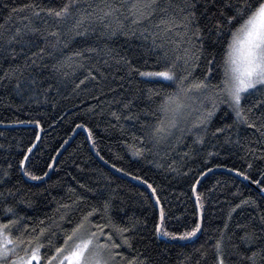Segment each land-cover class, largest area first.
<instances>
[{
	"label": "trees",
	"instance_id": "trees-1",
	"mask_svg": "<svg viewBox=\"0 0 264 264\" xmlns=\"http://www.w3.org/2000/svg\"><path fill=\"white\" fill-rule=\"evenodd\" d=\"M28 2L29 0H0V24L9 28L18 26L19 16L10 24L7 23L9 9L21 7ZM90 2L96 3L98 0ZM58 3L59 0H41L42 7H55ZM163 3L164 0H161V5ZM157 19L159 12L153 18V23ZM242 22H235L232 29ZM173 39L175 37L172 34L166 37V41ZM229 39L226 32L218 42L213 37L211 45L206 44V54L211 52L216 58L214 83L223 78L222 64ZM111 46L117 48L121 55L126 53L130 56L140 71L163 70V65L156 62L157 57L162 55V50L149 51L150 42H143L139 37L129 39L118 36L111 42ZM172 47L173 44L166 43V50ZM79 49L80 43L70 45L64 55H71ZM91 64H97L96 57H93ZM117 67L113 63L110 69L104 68L107 78L99 83L86 81L79 87L77 85L84 78L83 70L75 73L69 70L70 74L60 83L59 91L51 92L46 101L41 96L39 104L29 100L27 95L23 98L16 96L11 85L0 86V168L7 169L8 164L12 165L11 176L5 178L7 182L0 186V192L7 193L11 189L16 193L12 197L0 198V223L22 217L21 223L12 228L13 238H37L39 229L45 227L56 232V235L49 237L56 244L61 230H69L83 213L91 207H100L102 199L112 196V223L123 225L130 218L140 221L132 247L122 245L118 249L123 257L131 260L132 257L143 254L149 257L150 264H216L213 245L219 236L218 230L227 222L230 209L248 197L260 200V188L254 181L261 179L258 173L264 172V160L253 159L248 154L250 143L253 148L257 146L255 142L259 139L258 135L241 126L238 129L241 141L239 145L226 143L225 136L211 135H207L201 145L194 143L195 131L188 132L190 125L184 123L181 129H174L170 136L161 140L151 154L135 156L128 147L133 143L129 132L135 131L140 135L141 124L151 125L166 119L159 106L168 95L176 92L177 85L174 81L135 74L129 81L126 71L122 68L117 71ZM203 67L202 61L201 69ZM202 75V70L195 72L197 77ZM120 76H124V79L121 80ZM132 97L136 99L131 111L140 117L135 129L123 119L128 115L123 104ZM112 112L121 116L119 123L111 115ZM195 115H192L193 119L188 123L196 119ZM233 118V114L222 107L209 131L231 124ZM36 120L40 121L39 125L29 123ZM78 124L87 125L85 129L87 132L91 130V140L85 131L76 132L84 128H78ZM121 124L124 126L123 132ZM235 131L237 130H233V140L236 138ZM37 136L38 143L29 154L31 166L28 170L34 175L42 176L44 172L49 174L47 165L54 164L50 174L43 180L30 179L18 166L26 149L36 143ZM72 137V141L63 149ZM209 152L216 155L209 157ZM249 163L253 165L251 170L247 168ZM113 164L116 168H112ZM121 168L124 169L123 172L118 171ZM207 169L212 171L207 172ZM232 169L246 172L251 179L240 177ZM129 172L132 173L131 176L127 175ZM201 172H206V175L201 176ZM197 180L199 183H196ZM80 184L93 189V193H85L78 186ZM148 185L156 189L155 194ZM196 186L197 195L204 198L201 201L203 209L197 204L194 192ZM97 192H103V196L98 198ZM81 195L85 196V200L72 205L65 212L61 205L71 204ZM156 197H159V204ZM5 206H12L17 216H6ZM161 206L165 213V226L171 233L190 231L200 223V208L203 212L202 231L198 236L187 239L165 235L161 238L154 232L155 225L160 223ZM258 211H264V204L260 209L249 205L233 213L229 223L230 231L234 232L231 243L240 244L239 237L243 235V232L235 229V225L246 224ZM65 215L71 224L64 222L57 227L53 222H59V217ZM106 222L108 221L101 215L93 218V224L103 225ZM32 229L37 231L33 232ZM45 235H48L47 231ZM38 242L45 246L48 243L44 237H39ZM116 242L120 243L119 240ZM259 242L264 243V236L260 237ZM245 248V245H240L241 253ZM50 254V251L41 249L42 258ZM116 264H125V261L117 260ZM229 264L238 262L233 257Z\"/></svg>",
	"mask_w": 264,
	"mask_h": 264
},
{
	"label": "snow or ice",
	"instance_id": "snow-or-ice-1",
	"mask_svg": "<svg viewBox=\"0 0 264 264\" xmlns=\"http://www.w3.org/2000/svg\"><path fill=\"white\" fill-rule=\"evenodd\" d=\"M9 11L7 23L10 24L17 16L20 19L18 26L11 28L0 24V86L11 85L16 96L23 98L27 95L29 100L39 104L41 96L46 101L51 92L59 91L60 83L70 74L69 70L73 73L83 70L84 78L77 85L79 87L86 81L99 83L106 79L103 69H110L114 63L118 66L117 71L121 68L126 71L129 81L135 74L176 83V92L168 95L159 106L165 116L169 112L190 107L186 102L195 94L199 100L197 116L187 129L188 132L195 131L194 143L202 145L205 137L211 135L225 136L226 143L239 145L238 129L243 126L259 137L255 148L251 143L248 145V154L253 159L264 160V0H164L163 5L161 0H98L96 3L90 0H59L55 7H42L41 0H29L21 7L10 8ZM158 12L159 19L153 23ZM238 20L243 22L233 30L232 25ZM226 32L230 39L222 64L223 78L214 83L216 58L211 52L206 54V44L211 45L213 37L218 42ZM169 34L175 39L166 41ZM118 36L129 39L139 37L143 42H150L149 51L162 50L156 62L163 65V70L140 71L130 56L126 53L121 55L117 48L111 46V42ZM77 43H80L79 50L64 55L70 45ZM166 43L174 47L166 50ZM58 56L60 59H57ZM93 57L97 58V64H91ZM199 70L203 72L202 77L195 76ZM119 78L123 80L124 76ZM135 99L132 97L123 104V109L128 110V115L123 119L132 124L133 129L140 120L139 115L131 111ZM222 107L233 114V122L210 132ZM111 115L120 122V115L116 112ZM29 123L39 125L40 121ZM176 126L177 122L172 119H161L151 125L141 124L140 135L135 131L129 132L133 143L128 147L135 156L151 154L153 148L170 136ZM77 127L86 128L87 125L78 124ZM120 129L124 131L123 124ZM234 129L237 130L235 140L232 139ZM91 136L89 130V139ZM36 139L39 140V136ZM92 142L95 144L94 140ZM35 147L36 144H32L26 149L18 166L30 179L43 180L48 172L41 176L28 170L31 166L29 154ZM208 155L211 157L216 153L209 152ZM47 167L51 169L53 165L48 164ZM11 168V164H8L7 169L0 168V186L7 182L5 178L11 176ZM112 168H116V165L113 164ZM247 168L251 170L253 165L249 163ZM118 171L123 172L124 169ZM211 171L207 169V172ZM231 171L244 179H251L239 169ZM258 174L261 179L254 183L260 188V200L248 197L230 209L227 222L218 230L219 236L213 245L216 264H229L233 257L238 264H264V243L259 242L260 237L264 236V211H258L246 224L235 225L236 230L243 232L239 237L240 244L231 243L234 232L229 227L232 215L238 209L242 210L249 205L260 209L264 204V172ZM127 175L131 176L132 173ZM200 175L204 176L206 172ZM144 183L147 184V181ZM78 186L87 194L94 191L87 185ZM148 187L155 194L156 189L151 185ZM15 195L11 189L7 193L0 192V198ZM97 196H103V192H97ZM113 199L112 196L102 199L100 207H91L69 230H61L56 244L49 238L56 235V232L45 227L39 229L37 238H13L12 228L21 223L22 217L0 223V264H33L34 261L40 264L42 259L43 264H116L117 260H124L125 264H150L149 257L143 254L128 260L118 251L122 245L132 247L140 221L130 218L123 225L112 223ZM202 199L197 195V204L201 209ZM84 200L85 196H77L71 204L61 207L67 212L72 205H78ZM156 202L159 204V197H156ZM4 212L6 216H17L12 206H5ZM97 215L108 222L103 225L93 224V218ZM159 219L160 223L154 228L156 234L187 239L202 231L201 223L183 233L167 231L163 206L160 207ZM64 222L71 224L66 215L60 216L59 222L53 223L59 227ZM40 223L44 224V221ZM46 231L48 235H45ZM39 237L48 241L47 246L38 242ZM240 245L246 246L243 253ZM42 248L51 254L42 258ZM21 249L24 255H20Z\"/></svg>",
	"mask_w": 264,
	"mask_h": 264
},
{
	"label": "rangeland",
	"instance_id": "rangeland-1",
	"mask_svg": "<svg viewBox=\"0 0 264 264\" xmlns=\"http://www.w3.org/2000/svg\"><path fill=\"white\" fill-rule=\"evenodd\" d=\"M186 103L189 104L190 107L179 109L175 112H169L167 116H165L166 119H172L177 122L175 130L181 129V127L184 126V123H186L185 125L187 126L191 125L192 122L188 123V121H191V119H193V114H196L194 116L195 118L197 116L196 109L199 107V100L195 97V95H193V98ZM20 255H24V252L22 250L20 251ZM42 261L43 260L40 261V264H43ZM33 264H36V262L34 261Z\"/></svg>",
	"mask_w": 264,
	"mask_h": 264
},
{
	"label": "water",
	"instance_id": "water-1",
	"mask_svg": "<svg viewBox=\"0 0 264 264\" xmlns=\"http://www.w3.org/2000/svg\"><path fill=\"white\" fill-rule=\"evenodd\" d=\"M79 130H82V131H85L87 134H88V132H87V130L85 129V128H80V129H78L76 132H78ZM76 134V133H75ZM75 134L73 135V137L75 136ZM73 137L67 142V144L63 147V149L72 141V139H73ZM91 140V139H90ZM38 143V140L36 141V143L35 144H37ZM62 149V150H63ZM62 150L58 153V155L62 152ZM58 155H57V157H58ZM53 166H54V164H53ZM53 169V167L50 169V171H49V174H50V172H51V170ZM48 174V175H49ZM194 192H195V197H196V200H197V186L195 187V190H194ZM199 216H200V223H201V225H202V219H201V209L199 208ZM200 234V232H198L197 233V235L196 236H198ZM159 236L161 237V238H164L163 236H162V234H159ZM195 236V237H196Z\"/></svg>",
	"mask_w": 264,
	"mask_h": 264
}]
</instances>
